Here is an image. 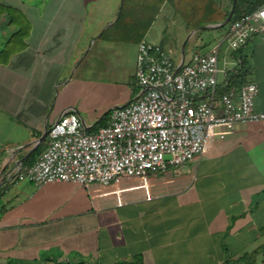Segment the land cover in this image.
Returning <instances> with one entry per match:
<instances>
[{"label": "crops", "instance_id": "obj_1", "mask_svg": "<svg viewBox=\"0 0 264 264\" xmlns=\"http://www.w3.org/2000/svg\"><path fill=\"white\" fill-rule=\"evenodd\" d=\"M0 1L18 14L0 13V264H116L136 257L143 264H225L264 244V123L241 128L180 175L153 176L151 200L134 178L92 190L17 182L18 172L45 152L48 135L41 139L64 114L77 113L97 131L114 108L136 99L138 45L151 42L165 5L154 17L156 2L129 0L121 19L124 0ZM215 1L229 8V0ZM222 28L190 36L195 29L187 27L185 50L182 41L172 57L177 66L209 54L230 31ZM242 58L252 67L249 83L259 87L256 110L264 112V34L241 52L222 46L220 87L242 69ZM122 85L127 91L117 96ZM108 89L112 100L100 107Z\"/></svg>", "mask_w": 264, "mask_h": 264}, {"label": "built area", "instance_id": "obj_2", "mask_svg": "<svg viewBox=\"0 0 264 264\" xmlns=\"http://www.w3.org/2000/svg\"><path fill=\"white\" fill-rule=\"evenodd\" d=\"M261 34L264 5L236 20L209 54L181 69L164 49L142 40L136 99L114 108L108 124L94 132L77 113L64 114L50 128L45 152L31 167L20 170L16 181H29L40 190L52 183L110 188L134 178L151 200L153 176L180 175L189 162L241 128L264 123V112L256 110L257 84L218 91L222 46L238 51ZM117 203L122 206V198Z\"/></svg>", "mask_w": 264, "mask_h": 264}, {"label": "trees", "instance_id": "obj_3", "mask_svg": "<svg viewBox=\"0 0 264 264\" xmlns=\"http://www.w3.org/2000/svg\"><path fill=\"white\" fill-rule=\"evenodd\" d=\"M156 2V11L154 17L160 14L163 5L168 4L174 12L183 20L185 25L190 29H198L206 25L223 23L229 16L234 0H229V8L223 7L215 0H153ZM129 0H124L121 13V19L126 14ZM264 5V0H236V7L233 18L221 30L229 29L232 24L243 15L251 14ZM0 13H8L13 19L18 16L17 11L4 6L0 1ZM242 49L237 52H241ZM11 51H5L6 57ZM242 69L238 73H234L229 77V83L225 87H220L219 94L228 91L232 87H238L249 83L248 78L252 73V67L248 60L241 59ZM105 123V121H104ZM90 132H94L91 129ZM84 264V263H81ZM116 264H143L141 257H136L132 262L120 261ZM225 264H264V244L255 248L250 252H246L238 258L229 256Z\"/></svg>", "mask_w": 264, "mask_h": 264}, {"label": "rangeland", "instance_id": "obj_4", "mask_svg": "<svg viewBox=\"0 0 264 264\" xmlns=\"http://www.w3.org/2000/svg\"><path fill=\"white\" fill-rule=\"evenodd\" d=\"M186 32L187 27L183 20L168 4H166L148 38L152 43H155L159 47H163L173 58H176L177 49H179L180 46L182 47L183 43H185L188 38L186 37L183 41ZM127 88L128 87L126 85H122L120 87H116L114 92L118 96L120 92H126ZM112 92V89H108L106 92L105 90L101 91L103 95H101L97 100L100 107H104L103 105H107V103L112 100ZM83 188L86 189L85 186ZM89 189L92 190L93 187H89ZM250 251H252V249L249 250V252ZM69 259L72 260L75 258L69 257Z\"/></svg>", "mask_w": 264, "mask_h": 264}, {"label": "water", "instance_id": "obj_5", "mask_svg": "<svg viewBox=\"0 0 264 264\" xmlns=\"http://www.w3.org/2000/svg\"><path fill=\"white\" fill-rule=\"evenodd\" d=\"M235 7H236V0L233 1V5H232V8H231V10H230L229 16H228V18H227L223 23H221V24H217V25H211V26H204V27H201V28L195 29V30L191 33L190 36H192V35H193L196 31H198V30H202V29H210V28H221V27L226 26V25L231 21V19L233 18L234 11H235ZM188 39H189V38H188ZM186 44H187V42L184 44V46H183V50H185ZM183 54H184V52H183ZM183 65H184V60L181 62L180 66H179V69H181V68L183 67ZM131 102H132V101H131ZM131 102H130V103H131ZM130 103H129V104H130ZM127 105H128V104H127ZM127 105H125V106H127ZM82 122H83V121H82ZM83 123H84V122H83ZM48 133H49V130H48V131L46 132V134L42 137L41 141H43V140L47 137Z\"/></svg>", "mask_w": 264, "mask_h": 264}]
</instances>
